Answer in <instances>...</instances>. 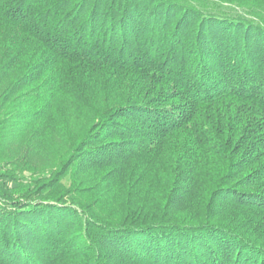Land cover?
I'll return each instance as SVG.
<instances>
[{
	"label": "trees",
	"instance_id": "1",
	"mask_svg": "<svg viewBox=\"0 0 264 264\" xmlns=\"http://www.w3.org/2000/svg\"><path fill=\"white\" fill-rule=\"evenodd\" d=\"M0 116V264H264V0H0Z\"/></svg>",
	"mask_w": 264,
	"mask_h": 264
},
{
	"label": "rangeland",
	"instance_id": "2",
	"mask_svg": "<svg viewBox=\"0 0 264 264\" xmlns=\"http://www.w3.org/2000/svg\"><path fill=\"white\" fill-rule=\"evenodd\" d=\"M32 95V93H31ZM4 116H0V120H4ZM58 137V136H57ZM56 138V137H53V138H50V139H44V146L42 145V141L43 139H40V140H34L32 141V138H31V154H35L37 157V159H34L33 161V164L34 165H31V167L33 166H36L39 171H48V168H52L56 162H54V158H55V152H57L59 146H64L65 145V140L63 138ZM55 155V156H54ZM56 160V159H55ZM6 171H15V169H13L12 166H8L6 167L5 169ZM3 177H6L7 174H2ZM26 178L24 181H22V178H21V182L19 183L20 185H22L23 187H29V182L30 180L28 179L29 178V175L28 174H25ZM13 177H17V174H12ZM155 174L154 175H151L150 176V179H149V182L151 184H153V187L156 188L157 186H159L160 183H162L164 180L162 178H166L167 177V173H165V175H163V177H159L157 176V178L159 180L155 181V178H154ZM165 176V177H164ZM28 177V178H27ZM32 178V177H30ZM35 178V177H33ZM37 178H39V176H37ZM36 178V179H37ZM5 179V180H4ZM7 178H3L1 179L0 181H2L3 185H6V184H9V180ZM32 181V179H31ZM14 187V186H13Z\"/></svg>",
	"mask_w": 264,
	"mask_h": 264
}]
</instances>
